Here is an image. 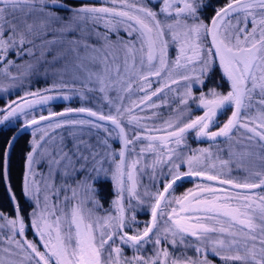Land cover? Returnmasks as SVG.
I'll list each match as a JSON object with an SVG mask.
<instances>
[{"label":"snow or ice","instance_id":"1","mask_svg":"<svg viewBox=\"0 0 264 264\" xmlns=\"http://www.w3.org/2000/svg\"><path fill=\"white\" fill-rule=\"evenodd\" d=\"M156 3L158 8L152 0H83L79 6L70 7L61 0H0V75L22 83L24 77L40 74L39 66L45 65L43 74L55 77L51 87L25 91L0 108L4 113L0 125L24 117L17 131L32 128L34 137L43 132L31 141L23 186L25 198L35 204L29 215L38 241L26 238L29 226L10 187L16 216L8 218L0 213V220L6 221L0 230L7 226L11 231L4 241L9 247L0 251L22 253V264H168L171 253L160 246L169 236L173 250L178 246L194 249L197 257L173 260L172 264H211L209 254L219 257L223 264H264V0H228L215 10L209 23L204 22V13L211 5L203 0ZM12 53L20 59L28 56L32 62L16 64L8 58ZM217 62L222 79L229 82L226 93L218 90L219 84L208 87ZM57 64H61L58 69ZM10 67L23 71L12 75ZM154 83L160 87L153 91ZM181 83L186 90L175 98L179 99V115L159 127L150 126L149 122L157 119L155 110L163 106L153 103L154 99L166 91H176L174 86ZM77 84L81 89L72 87ZM194 85L201 88L198 97L193 95ZM18 87L16 83L8 86ZM61 93L78 95L84 104L92 106L28 118L37 106L71 98ZM228 108H232L231 115L218 127L219 117ZM193 111L203 114L191 118ZM146 112L152 115H142ZM68 114L86 116L51 123ZM185 119L188 122L180 126ZM45 122L47 128H41ZM64 127L77 130L69 133L70 139L61 137L59 144L50 139L51 130ZM85 128L90 137L95 135V144L81 139ZM239 129L256 146L261 168L250 172L243 182L227 178L231 172L223 169L229 161L214 162L210 148L192 150L187 144L191 132L197 140L216 144L221 138L231 140ZM110 141L121 144L118 152ZM7 144L3 152L5 179L12 141ZM136 145H141L138 152ZM37 153L41 162L47 161L48 178L59 176L63 181L58 187L43 176V188L35 182L32 168ZM133 153L137 158L129 163L128 156ZM148 156L153 157L151 163L139 169ZM185 167L187 171H181ZM149 169L150 185L141 196L136 174ZM109 178L117 198L108 214L93 219V210L102 205L92 197L78 199L79 192L82 189L98 195L100 189L95 185L102 186ZM193 179L202 182L182 196H172ZM61 192L65 194L62 200ZM52 196L54 203L50 202ZM150 201H154L151 220L142 232L135 230L130 235L139 221L135 214L129 220L127 211L143 212ZM88 204L93 207L88 208ZM161 223L165 227L157 233ZM117 238L119 245L105 258ZM149 244L154 245L150 257L123 255L124 248L138 253ZM0 264H6L4 256H0Z\"/></svg>","mask_w":264,"mask_h":264},{"label":"rangeland","instance_id":"2","mask_svg":"<svg viewBox=\"0 0 264 264\" xmlns=\"http://www.w3.org/2000/svg\"><path fill=\"white\" fill-rule=\"evenodd\" d=\"M212 2L214 0H211ZM228 0H215V3H217V5L215 6V9H217L220 5H222L224 2H227ZM63 2V0H62ZM83 1H81L80 3H82ZM79 3V4H80ZM152 3H155L153 5L156 6V8L159 7V4L156 3V0H153ZM203 3H206V0H203ZM78 5H74V6H79ZM213 12V11H212ZM60 15H68V13L66 12H60ZM205 16V13H204ZM206 17V16H205ZM208 19L209 17H207V19H205V23H208ZM233 22H235L233 20ZM249 28H251V25H249ZM48 39H51V37H47ZM37 44L40 43V41H36ZM25 47H29L28 45H26ZM37 56H39V51H37L36 53ZM10 60H14L16 64H26V62H32L31 58L28 56H24L22 59L17 58L15 56L14 53L10 54L8 57ZM49 60L52 58L51 55H48L47 57ZM172 58H175V53H172ZM3 67V64H0V68ZM45 65H40L38 72L40 74H34V75H30L27 77L23 78V81L21 83L20 80L17 81H12L10 80L7 76L4 75H0V101L2 102L0 104V108L6 106L10 101H14L16 100L18 97L23 96L25 91H37V90H42L45 88H49L52 86L53 83V79H55V77H53L51 74L49 75H44L43 73L45 72ZM61 64H57L55 66V68H60ZM95 70V69H93ZM9 71L11 72L12 75H18L20 72L23 71V69H17L15 67H10ZM182 74H186V73H182ZM177 77H174V79H176ZM49 80V81H48ZM48 82L45 85H42L43 83ZM12 83H16L18 85H20V87L18 88H8V86ZM216 84L220 85V88L218 89L221 92H227L229 89H225L224 86H222V84L217 81V80H213V82H210L208 84V87H214L216 86ZM36 87V86H39ZM72 87L77 88L78 90L81 89V85L77 84V85H72ZM160 87V84H153V88L152 90L154 91L155 88ZM177 90L176 91H166V93L164 95H161L159 99H154L153 103L155 104H161L163 105L161 108L156 109L155 112L158 114L157 115V119H155L154 121H150L149 124L150 126L154 125V126H161L163 124L164 121L169 120V119H176V117L179 115V113L176 111V109L180 108V104H179V99H175L176 97L180 96V94H182L185 90L186 87L184 86L183 83H181L180 85H176L174 86ZM7 88V91H3L2 89ZM204 91H207V88L203 89ZM193 95L194 96H199L200 92H201V88L199 85H194L193 89ZM51 95H55L56 93H49ZM64 94H68L70 95V99L68 101L73 102L72 105H74L77 108L80 107H91L92 105H88V104H84L78 95L75 94H71V93H61L60 95H64ZM113 96L116 95L115 92L112 93ZM133 99H138V97H133ZM173 99H175V103H172ZM255 99H259V97L257 96ZM165 101H167L168 103L165 104ZM170 105V106H169ZM63 108L62 109H67L70 108V105L66 104V105H62ZM181 111H184V109H180ZM231 108H228L227 111L219 117V126H221L228 118L229 113H230ZM50 112H53V107H51L50 105H45V106H37L35 111L33 113H31L29 115V119L35 117H39L40 115H46V114H50ZM202 111H193L192 112V116L191 118H195V116L197 115H202ZM253 114H255V111H253ZM4 115V113H0V116ZM142 115H152L151 112H146V113H142ZM85 118V116L79 115V114H70L65 116L64 118L61 119H56L53 120L51 123L54 125L56 123H64L65 121H71V120H78V119H82ZM19 123L24 122V117H19L17 120ZM16 121V122H17ZM16 122L14 123H6L5 125H0V126H6V125H14ZM188 120L185 119L182 121L181 125H183V123H187ZM41 128H47V122H45L44 124H42L40 126ZM214 130H216L217 128H212ZM77 130V129H73L71 127H64V128H59V129H54L51 130V136L50 139L54 138L56 143L59 144L60 142V138L64 137L66 139H70L69 133ZM94 131V130H93ZM34 129L29 128L28 130V135H29V146L27 147L28 150L26 152V157H25V168H24V178L22 179V192H23V186H24V181H25V174L27 171V154L29 151H31V141L35 138V139H39V136L43 134V132H37L35 137L33 135ZM162 134V133H161ZM81 139L87 140L89 143H93L95 144L96 142V137L95 135H92L91 137L88 135V129L85 128L83 130V134L81 135ZM193 139H195V132H191L188 135L187 138V144L189 145V148L192 150L195 149H208L210 148L211 151L214 154V162H216L217 164H219L220 160L223 161H229V164L227 167H225L223 169V171L225 173L231 172V176L227 177V178H233L236 180H239L241 182H243L244 178L250 173V172H256V171H260L261 168L259 167V160L257 159V149L256 146L254 144H250L248 139H247V135H245L244 130L243 129H239L235 132H233L232 134V138L231 140H225L222 139L219 142H216V144H210L209 143H205L201 140V142L198 143H193ZM110 143L112 144V148L114 150H116L117 152L119 151L121 144L118 141H110ZM231 145V147H230ZM247 146V147H245ZM141 147V145H136V151H139V148ZM187 152V150H185ZM232 152L234 153L233 156L230 157L229 153ZM219 157V159L217 160L216 157ZM136 155L130 154L128 156V161L129 163H131L132 160L136 159ZM117 161L119 160V157L117 156ZM153 157L152 156H148L145 160L141 161V164L139 165V169H143L145 164H150L152 161ZM105 167H108V164L105 165ZM111 167L114 169L115 164H112ZM221 169L218 167L217 171H220ZM247 170V171H245ZM32 171L36 174L35 175V182L40 184L41 188H43L44 185V180L42 179V176L45 178H48V164L47 161H43L41 162L40 159V153H37L36 155V159L33 162V168ZM181 171H187V168H182ZM152 175L151 170L149 169L147 172L141 173L139 170L137 171L136 174V179H137V184H138V193L143 196V193L146 189V187H148L150 185V176ZM110 176V174H109ZM81 177H78L77 179H80ZM109 180V181H108ZM107 181L110 182L109 186H110V195H107V202L103 203L101 202V200L99 199V196H101L102 194H98V195H93L92 193H88L84 190H80L79 192V196L78 199H86L88 197H92L94 199L99 200L100 205H102L101 208H99L98 210H93V219H95L96 216H104L106 214H108V210H110L112 208V202L117 198V191L115 188V184L114 182L109 178ZM48 182L49 183H54L57 187L63 183V181L60 179L59 176H57L54 180L51 178H48ZM166 182V181H165ZM202 181L199 179H193L190 184H188L187 186H182L181 190H175L172 193V196L175 197H179L182 196L188 189H194L196 184L201 183ZM96 186V185H95ZM160 190H162V185L159 186ZM153 191H155L156 189L153 188ZM53 191H55V189H53ZM43 195V193H42ZM64 193L61 192L60 193V199L62 200L64 197ZM68 195H71V193L69 192ZM23 197L24 193H23ZM10 199V196H9ZM26 201V208L24 209L23 215L26 217L25 219V223L29 226L26 229V233L25 236L29 241H33L36 242L38 241V237L35 236L34 234V230L31 229L30 225H31V216L29 215L32 212L33 207L35 206L34 201H30L27 200L26 198L24 199ZM50 202H55V196H52V199ZM11 203V202H10ZM134 206L137 204V201L135 199L132 200L131 202ZM151 203H154V201H150V202H146L145 206H144V211L143 212H135L133 210H128L127 211V217L129 218V220L131 219L132 215L135 214L136 215V219L139 221L138 225H133V229L134 231H129V233L131 234H135V230H138L139 232H142L144 227L146 226V222L151 220L150 217V205ZM15 204V203H14ZM126 207H127V200L125 201ZM11 210L9 211H0V213H3L4 216L8 217V218H15L14 216V207L11 203ZM16 206V205H15ZM88 208H92L93 206L91 204L87 205ZM169 211L171 210L170 208L168 209ZM113 214L114 211H113ZM0 224H5L6 225V221L4 220H0ZM165 227V225L163 223H161L157 229V233H162L163 232V228ZM127 230V229H126ZM11 235V231L8 229V227L6 226L4 229L0 230V236H2V239H0V249L4 248L3 244L4 241L7 240V238ZM258 237H259V233H257ZM17 240L20 239L19 236L16 237ZM172 239L171 236L168 237V240L165 241L160 247L164 248L167 247L171 253L170 257H169V261L168 264H172L173 260H180L183 261L185 259H187L188 257L191 258H197L196 257V253L194 249H189V250H185L183 248V246H178L175 250H173L171 248V245L169 243V241ZM153 240H155V234L153 235ZM119 239L117 238L116 242L112 245L109 246V248L106 250L105 252V258L107 257V253L111 251L112 247H116L117 245H119ZM259 243V240H257V244ZM251 243L248 244V247H251ZM41 251L43 250V248L41 247L40 249ZM123 250H126V248H124ZM130 251H126V252H132L133 250L131 248H129ZM13 252H15L16 254V259H11L10 256L8 255H13V254H9V253H5L3 251H0V256H4L6 258V264H22L23 262V254L22 253H18L16 252L15 249L12 250ZM243 250H241V254ZM133 255H137L138 253H132ZM154 254V245L153 244H149L147 246V249L144 252V256L150 257ZM124 255V252H123ZM125 257V255H124ZM128 258H131V256H129ZM208 260L211 261V264H223V262L219 259V257H213L211 254L208 255Z\"/></svg>","mask_w":264,"mask_h":264},{"label":"trees","instance_id":"3","mask_svg":"<svg viewBox=\"0 0 264 264\" xmlns=\"http://www.w3.org/2000/svg\"><path fill=\"white\" fill-rule=\"evenodd\" d=\"M81 1L83 0H61L62 3L67 4L70 7H74V5H78ZM155 4V3H152ZM205 4H210L211 6L214 5V7L217 5V3L212 2L211 0H206ZM212 11L209 9L205 12L206 17L211 16ZM213 80L219 81L222 85H226V81L222 79V76L217 69V66L214 70L213 73ZM49 81V80H48ZM48 82L43 83L42 85L47 84ZM227 86V85H226ZM36 87H40L36 86ZM225 87V86H224ZM2 102L0 101V104ZM73 102L71 101H57L55 103H51L50 106L53 107V111H58L63 108L62 105H70V108L75 107L72 105ZM21 125L18 121L14 125H6V126H0V211H9L11 210V203L10 199L8 196V193L6 191V184L7 186L11 188L12 193L16 195L17 201L20 205V207L23 209L26 208L25 204L26 201L24 200L25 198L23 197V192H22V182L24 178V168H25V157H26V152L28 150L29 146V135H28V130L22 131L21 134H17L15 137L12 139V145L10 148H8V157H7V179L4 181V170L3 169V152L5 148V145L10 138V136L13 134L14 130ZM193 143H198L201 142V140L193 139ZM109 181V180H108ZM104 183L102 186L97 184L95 187L99 188L100 191L99 193L102 194L99 196V199L101 200L102 204L105 203V200L107 199V195H110V182ZM190 183H185L182 186H187ZM181 187H178L176 190H181ZM27 205V204H26ZM243 253V252H242Z\"/></svg>","mask_w":264,"mask_h":264},{"label":"water","instance_id":"4","mask_svg":"<svg viewBox=\"0 0 264 264\" xmlns=\"http://www.w3.org/2000/svg\"><path fill=\"white\" fill-rule=\"evenodd\" d=\"M224 6V5H223ZM222 7V6H221ZM214 14H215V12H214ZM214 14H212V16L214 15ZM211 16V17H212ZM210 20H211V18L209 19V21H208V23L210 22ZM217 67L219 68V65H218V62H217ZM219 70L221 71V69L219 68ZM222 72V71H221ZM75 109V108H74ZM65 110H61V111H55V112H57V113H59V112H64ZM232 112V111H231ZM49 114H46V115H44V116H48ZM68 115H70V114H68ZM72 115V114H71ZM79 115H83V116H86V114H79ZM231 115V114H230ZM229 115V116H230ZM39 117H37V119H38ZM22 127V125L21 126H19L17 129H20ZM17 129L13 132V134L11 135V137L9 138V140H11L12 141V139H13V137H15L17 134H21V132L22 131H25L26 129H23L22 131H17ZM28 129V128H27ZM217 130V129H216ZM215 130V131H216ZM8 140V141H9ZM7 141V142H8ZM6 147H8V144L6 143V145H5V148ZM5 148H3V149H5ZM4 156V155H3ZM2 160H3V169L2 170H4V158H2ZM4 181H5V176H4ZM12 201V200H11ZM13 202V201H12ZM14 203V202H13ZM16 212V211H15ZM151 215V214H150Z\"/></svg>","mask_w":264,"mask_h":264},{"label":"flooded vegetation","instance_id":"5","mask_svg":"<svg viewBox=\"0 0 264 264\" xmlns=\"http://www.w3.org/2000/svg\"><path fill=\"white\" fill-rule=\"evenodd\" d=\"M153 1V0H152ZM213 2H215V0L213 1ZM225 3V2H224ZM223 3V4H224ZM211 11H215V7H214V5L213 6H211ZM209 11V10H208ZM222 86H226V85H222ZM212 130H214V129H211V131ZM209 143V142H208ZM108 204V202H107V199L105 200V204ZM130 235H131V233H129ZM20 239H21V237H20ZM3 247H9V245H7V244H3ZM127 249H129V248H126V250ZM146 249H147V247H146ZM126 250H123V252H124V255H125V258H128L129 256H133V254L132 253H134L133 251L132 252H126ZM130 251V250H129ZM145 252V250L144 251H142V252H138V254L137 255H142L143 253ZM15 253V252H14ZM8 256H10L11 257V259H16V254H13V255H8Z\"/></svg>","mask_w":264,"mask_h":264}]
</instances>
